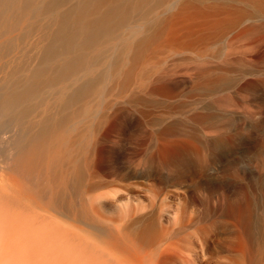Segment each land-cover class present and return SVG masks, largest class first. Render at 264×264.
I'll list each match as a JSON object with an SVG mask.
<instances>
[{
  "label": "rangeland",
  "instance_id": "rangeland-1",
  "mask_svg": "<svg viewBox=\"0 0 264 264\" xmlns=\"http://www.w3.org/2000/svg\"><path fill=\"white\" fill-rule=\"evenodd\" d=\"M154 17L90 108L89 170L121 185L103 213L128 235L163 214L195 264H264V0H167Z\"/></svg>",
  "mask_w": 264,
  "mask_h": 264
},
{
  "label": "bare ground",
  "instance_id": "bare-ground-1",
  "mask_svg": "<svg viewBox=\"0 0 264 264\" xmlns=\"http://www.w3.org/2000/svg\"><path fill=\"white\" fill-rule=\"evenodd\" d=\"M166 2L0 0V264H195L163 214L130 235L107 219L121 185L89 170L103 153L91 105L143 55Z\"/></svg>",
  "mask_w": 264,
  "mask_h": 264
}]
</instances>
